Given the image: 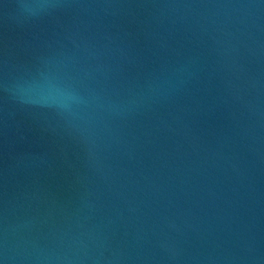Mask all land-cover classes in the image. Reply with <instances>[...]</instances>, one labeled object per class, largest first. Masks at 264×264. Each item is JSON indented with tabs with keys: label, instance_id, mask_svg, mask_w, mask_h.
<instances>
[{
	"label": "water",
	"instance_id": "1",
	"mask_svg": "<svg viewBox=\"0 0 264 264\" xmlns=\"http://www.w3.org/2000/svg\"><path fill=\"white\" fill-rule=\"evenodd\" d=\"M0 264H264V0H0Z\"/></svg>",
	"mask_w": 264,
	"mask_h": 264
}]
</instances>
